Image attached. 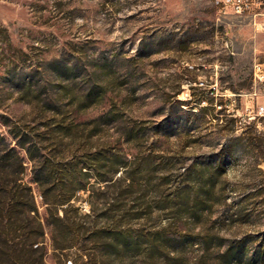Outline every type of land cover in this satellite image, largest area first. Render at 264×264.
Listing matches in <instances>:
<instances>
[{
  "label": "rangeland",
  "instance_id": "rangeland-1",
  "mask_svg": "<svg viewBox=\"0 0 264 264\" xmlns=\"http://www.w3.org/2000/svg\"><path fill=\"white\" fill-rule=\"evenodd\" d=\"M250 1L0 0L6 143L8 124L45 155L62 123L67 157L105 158L59 220L0 139V264H264V0ZM21 182L36 219L11 208Z\"/></svg>",
  "mask_w": 264,
  "mask_h": 264
},
{
  "label": "trees",
  "instance_id": "trees-1",
  "mask_svg": "<svg viewBox=\"0 0 264 264\" xmlns=\"http://www.w3.org/2000/svg\"><path fill=\"white\" fill-rule=\"evenodd\" d=\"M6 127L9 135L16 142V146L12 147L11 144H7L5 137H3L0 132V139H2L5 144L3 150L9 149L18 156V148L25 151L27 159L32 163L34 179L39 184L42 195L45 198V203L50 207V210H52L51 207L53 208L51 211L52 215L62 220L59 216L60 210L66 215L68 209L73 207L74 204L72 201L76 200L78 193L88 189L90 171L97 170L99 172V169H101L103 165L105 166L103 154L99 153L89 160H84L87 162L76 158L77 156L75 157L74 155L67 157L65 153L68 147L64 144L62 136L65 137V134L71 133L72 130L68 132L66 130L67 128H65L62 123H57L50 126L49 129L47 128L45 134L50 141V148L49 152L45 155L37 148V143L32 145L25 142V138H23L26 137L24 136L25 134H20L16 130L17 127L12 128L8 126V124H6ZM244 133L248 132L245 131ZM3 150L0 149V157ZM23 165L24 161L20 158V166L24 169ZM2 189L4 192L11 193V190L9 191L7 186ZM11 202L14 203L13 205L11 204V208L18 207L20 214L27 213L32 218L36 219L33 215L38 214V210L36 209L35 198L31 186L21 182ZM39 233L41 236L45 233L44 224L41 221H39ZM122 238L121 243L124 247L121 249L123 251L139 247L138 242L133 243L124 236ZM36 243H39V241H36Z\"/></svg>",
  "mask_w": 264,
  "mask_h": 264
},
{
  "label": "built area",
  "instance_id": "built-area-1",
  "mask_svg": "<svg viewBox=\"0 0 264 264\" xmlns=\"http://www.w3.org/2000/svg\"><path fill=\"white\" fill-rule=\"evenodd\" d=\"M226 5H230L234 8L235 12L238 14H243L251 8L250 0H224ZM254 80L256 83V88L254 95H257L259 91L264 93V65L257 63L254 65ZM258 87V88H257ZM260 111L264 112V106L260 107Z\"/></svg>",
  "mask_w": 264,
  "mask_h": 264
}]
</instances>
